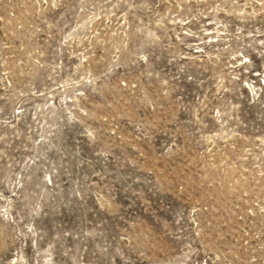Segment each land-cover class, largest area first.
<instances>
[{
    "label": "rangeland",
    "instance_id": "rangeland-1",
    "mask_svg": "<svg viewBox=\"0 0 264 264\" xmlns=\"http://www.w3.org/2000/svg\"><path fill=\"white\" fill-rule=\"evenodd\" d=\"M0 264H264V0H0Z\"/></svg>",
    "mask_w": 264,
    "mask_h": 264
}]
</instances>
